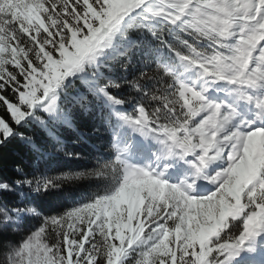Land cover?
<instances>
[{
    "label": "snow or ice",
    "instance_id": "obj_1",
    "mask_svg": "<svg viewBox=\"0 0 264 264\" xmlns=\"http://www.w3.org/2000/svg\"><path fill=\"white\" fill-rule=\"evenodd\" d=\"M0 264H264V0H0Z\"/></svg>",
    "mask_w": 264,
    "mask_h": 264
},
{
    "label": "trees",
    "instance_id": "obj_2",
    "mask_svg": "<svg viewBox=\"0 0 264 264\" xmlns=\"http://www.w3.org/2000/svg\"><path fill=\"white\" fill-rule=\"evenodd\" d=\"M8 152H9V153H13V152H15V153H18V154H22L23 149L20 148L18 145L13 144V145H10V146H9ZM9 174H10V173H9Z\"/></svg>",
    "mask_w": 264,
    "mask_h": 264
}]
</instances>
